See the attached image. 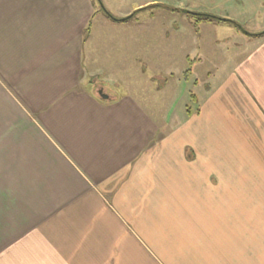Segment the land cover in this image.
I'll return each mask as SVG.
<instances>
[{"label":"crops","instance_id":"1","mask_svg":"<svg viewBox=\"0 0 264 264\" xmlns=\"http://www.w3.org/2000/svg\"><path fill=\"white\" fill-rule=\"evenodd\" d=\"M92 9L0 0V264H264V36L174 129Z\"/></svg>","mask_w":264,"mask_h":264},{"label":"rangeland","instance_id":"2","mask_svg":"<svg viewBox=\"0 0 264 264\" xmlns=\"http://www.w3.org/2000/svg\"><path fill=\"white\" fill-rule=\"evenodd\" d=\"M91 1L98 18L105 15L107 20L131 25V32L118 30L122 39L126 37L124 48H130L131 60L137 63L136 75L155 79L152 82L156 89L165 87L157 96L151 92L156 97L153 105L159 101L160 107L167 93V122L174 129L199 114L203 102L200 93L204 95L203 91L217 80V74L229 68L237 54L244 56L262 38L252 34L264 31V0ZM188 12L226 18L239 27L197 19ZM99 89L107 94L102 87Z\"/></svg>","mask_w":264,"mask_h":264},{"label":"trees","instance_id":"3","mask_svg":"<svg viewBox=\"0 0 264 264\" xmlns=\"http://www.w3.org/2000/svg\"><path fill=\"white\" fill-rule=\"evenodd\" d=\"M187 14L189 16L197 17V19H202V20H207V21L208 20H215V21H218V22L232 23L236 27H239L238 24H236L234 21L224 20V19H221L220 17H216V16H213V15L204 14V13L196 14L194 12L193 13L188 12ZM252 35H255V36H263L264 35V31L263 32H260V33H257V34H252Z\"/></svg>","mask_w":264,"mask_h":264},{"label":"water","instance_id":"4","mask_svg":"<svg viewBox=\"0 0 264 264\" xmlns=\"http://www.w3.org/2000/svg\"><path fill=\"white\" fill-rule=\"evenodd\" d=\"M221 19H224V20H229V19H226V18H221ZM248 34V33H247ZM99 95L102 99L104 100H107L108 99V95L105 94V93H102V91L99 92Z\"/></svg>","mask_w":264,"mask_h":264}]
</instances>
